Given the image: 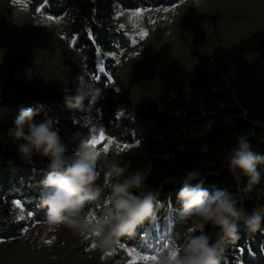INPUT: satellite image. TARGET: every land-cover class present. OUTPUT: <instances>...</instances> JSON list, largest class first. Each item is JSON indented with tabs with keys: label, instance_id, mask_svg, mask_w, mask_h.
<instances>
[{
	"label": "trees",
	"instance_id": "1",
	"mask_svg": "<svg viewBox=\"0 0 264 264\" xmlns=\"http://www.w3.org/2000/svg\"><path fill=\"white\" fill-rule=\"evenodd\" d=\"M39 1L54 15L70 12L75 45L84 48L87 68L95 72L98 52L101 56L104 51L117 54L130 44L122 30L113 28L109 21L116 8L169 6L179 0ZM195 54L196 62L187 86H177L172 93H160L156 97L153 107L161 113L159 116L153 111L131 112L129 89L116 77L109 83L105 75L98 77L92 92L84 93L81 108L70 109L65 97L77 95L75 87L57 88L42 82L31 66L24 67L15 87L6 89L0 100V215L5 217L7 202L27 199L23 205L28 212L33 210L31 218L38 221L46 218V209L40 205V192L50 158L34 155L31 161L23 160L18 154V144L7 136L8 128L22 109L38 106L43 108L35 118L37 122L47 113L54 121L72 125L86 111L93 116L99 113L110 136L128 142L139 140L155 150H166L151 157L145 185L159 190L155 219L166 224L164 228L168 226L169 238L174 230L178 229L174 235L184 232L177 218L180 204L176 193L185 172L193 168L200 169L205 178L203 187L210 192L217 188L228 190L249 214L264 210V163L258 165L261 183L245 194L246 178L241 176L237 184L227 170L226 159L241 138L249 142L253 152L264 155V31L253 33L228 49L217 46L210 52ZM113 64V59L104 58L105 70L110 74ZM119 110L123 113L118 114ZM119 130L121 134L117 133ZM129 135L133 136L129 138ZM205 146L207 152L202 151ZM10 223L13 220L0 219V239L13 236L8 231ZM150 223L147 221L146 227ZM205 231L216 239V230L209 227ZM237 235L238 239L226 246L221 264H264V234H252L240 222ZM136 237V247L140 250L150 242L143 230Z\"/></svg>",
	"mask_w": 264,
	"mask_h": 264
},
{
	"label": "rangeland",
	"instance_id": "2",
	"mask_svg": "<svg viewBox=\"0 0 264 264\" xmlns=\"http://www.w3.org/2000/svg\"><path fill=\"white\" fill-rule=\"evenodd\" d=\"M44 6L39 0H0V100L6 89L15 87L20 71L29 65L42 82L64 90L75 87L83 93L96 88L100 75L107 76L109 83L116 77L130 91L131 112L153 111L159 116L161 113L153 107L156 97L172 93L177 86H187L196 62L195 52H210L217 46L228 49L241 39L264 31V0H179L169 6L118 7L109 21L113 28L122 30L130 44L117 54L104 51L101 56L98 52L92 72L87 68L84 48L75 45L70 12L54 15ZM104 58L114 60L112 74L105 70ZM101 67L104 73L99 71ZM55 122L67 147L66 155L73 154L81 142L101 131L113 141L108 154L124 165L130 162V172L146 173L151 157L166 152L139 140L128 142L110 136L99 113L93 116L86 111L72 125ZM105 143L96 148L101 150ZM97 183H103V172ZM141 191L155 195L159 192L148 189L145 183ZM26 201L7 202L5 217L0 215L1 221L13 220L8 231L15 236L0 239V264H131L134 259L136 264H159L162 257L170 256L171 250L183 243L187 229L183 225L180 230L184 232L176 235L178 229L174 230L166 245L153 253L136 247V235L142 228L132 236L120 237L113 248L101 250L92 246V238L85 239L63 225H50L47 216L40 221L32 219L33 210L28 212L23 205ZM102 207L89 206L87 210L96 216ZM130 250H135L137 256L129 255ZM149 255H156L157 259L138 258Z\"/></svg>",
	"mask_w": 264,
	"mask_h": 264
},
{
	"label": "clouds",
	"instance_id": "3",
	"mask_svg": "<svg viewBox=\"0 0 264 264\" xmlns=\"http://www.w3.org/2000/svg\"><path fill=\"white\" fill-rule=\"evenodd\" d=\"M83 96V90L78 89L74 97H65L66 105L81 108ZM42 108L22 109L7 136L18 144L23 160L31 161L34 155L50 158L40 192V205L46 209L49 224L63 225L85 239L92 238L96 248L109 250L120 237L132 236L146 221H154L159 206L156 195L141 191L147 174L128 171L130 162L124 165L114 155L89 146L88 141L66 155L57 122L47 113L36 121ZM208 150L207 146L202 148ZM226 159L227 170L237 184L241 176L246 178L245 194L261 183L258 165L264 163V155L253 152L246 139H239ZM101 172L102 184L97 183ZM204 183L199 168L185 172L176 198L180 204L178 222L187 226L186 234L183 243L171 250L176 253L175 259L166 255L159 264H221L226 246L238 239L240 222L250 233L264 234V210L249 214L233 193L221 188L210 192ZM102 205L100 213L90 218L88 207ZM209 227L216 230L215 240L205 231Z\"/></svg>",
	"mask_w": 264,
	"mask_h": 264
},
{
	"label": "snow or ice",
	"instance_id": "4",
	"mask_svg": "<svg viewBox=\"0 0 264 264\" xmlns=\"http://www.w3.org/2000/svg\"><path fill=\"white\" fill-rule=\"evenodd\" d=\"M146 35H147V33H142V36H146ZM99 71H100L101 73H104V69H103L102 67L100 68ZM96 78H97V77H96ZM104 141H106V143H105L104 147L102 148V150H104L105 152H107L109 146L112 145L113 141H112L111 139H108L107 137H105L103 131H101V132L99 133V135L94 136V137H92L90 140H88V145L91 146V147L96 148V146H97L98 144H101V143L104 142ZM127 147H128L127 145L124 146V148H127ZM90 218H94V215H92ZM49 243H50V241H49ZM92 246L95 247L94 244H93ZM121 246H123V245H121ZM164 247H166V246H164ZM240 251L242 252L243 249H241ZM129 255L137 256V253L135 252V250H130V251H129ZM175 256H176V253H175V252H172V253L170 254V259H175ZM138 258H139V259H143V260H145V261H147V260L155 261V260L157 259V256H156V255H149V256H140V257H138ZM131 264H136V260H135V259L132 260V261H131Z\"/></svg>",
	"mask_w": 264,
	"mask_h": 264
}]
</instances>
